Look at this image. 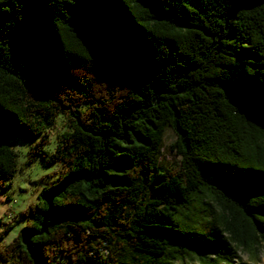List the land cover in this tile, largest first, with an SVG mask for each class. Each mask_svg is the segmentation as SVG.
<instances>
[{
  "label": "trees",
  "instance_id": "trees-1",
  "mask_svg": "<svg viewBox=\"0 0 264 264\" xmlns=\"http://www.w3.org/2000/svg\"><path fill=\"white\" fill-rule=\"evenodd\" d=\"M57 114L63 174L0 264H258L264 0H0V188Z\"/></svg>",
  "mask_w": 264,
  "mask_h": 264
},
{
  "label": "rangeland",
  "instance_id": "rangeland-1",
  "mask_svg": "<svg viewBox=\"0 0 264 264\" xmlns=\"http://www.w3.org/2000/svg\"><path fill=\"white\" fill-rule=\"evenodd\" d=\"M55 124V127L47 130L48 141L45 144L38 141L28 142L19 138L8 140L17 153V171L8 186L0 188V229L10 225L4 242L11 241L24 225L21 216L24 207L30 203L38 202L39 190L51 185L63 174L61 162L53 156L57 143L55 137L70 130V126L67 117L62 114L55 116ZM174 139L173 132L168 131L164 140L165 148L161 150L159 158L161 163L179 160V156L169 147ZM201 213L203 212L190 211L191 217L197 219L199 224H202L199 219ZM175 217L181 225L191 222L184 215L177 214ZM238 252L243 261L250 263L256 261L258 264H264V245H261L256 253L251 249H239Z\"/></svg>",
  "mask_w": 264,
  "mask_h": 264
}]
</instances>
